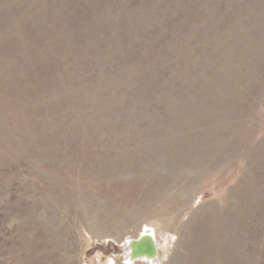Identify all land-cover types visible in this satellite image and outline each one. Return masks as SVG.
<instances>
[{"label": "rangeland", "instance_id": "rangeland-1", "mask_svg": "<svg viewBox=\"0 0 264 264\" xmlns=\"http://www.w3.org/2000/svg\"><path fill=\"white\" fill-rule=\"evenodd\" d=\"M146 228L131 264H264V0H0V264Z\"/></svg>", "mask_w": 264, "mask_h": 264}, {"label": "water", "instance_id": "water-1", "mask_svg": "<svg viewBox=\"0 0 264 264\" xmlns=\"http://www.w3.org/2000/svg\"><path fill=\"white\" fill-rule=\"evenodd\" d=\"M125 251L135 260L138 258V260H140L144 257H147V260H149V258L156 259L158 253L156 245L153 243L152 239L145 235H141L137 240L130 241L126 246Z\"/></svg>", "mask_w": 264, "mask_h": 264}, {"label": "bare ground", "instance_id": "bare-ground-1", "mask_svg": "<svg viewBox=\"0 0 264 264\" xmlns=\"http://www.w3.org/2000/svg\"><path fill=\"white\" fill-rule=\"evenodd\" d=\"M150 228V227H149ZM149 228H146V229H144L143 231H142V233H141V235H145V236H149V238H151L152 239V241H153V243L156 245V243H157V239H156V237H155V233H154V231H152L151 229H149ZM128 262L126 263V264H131V263H133L134 261H135V259L134 258H132L131 256H128ZM137 259V258H136ZM139 259V258H138ZM137 259V260H138ZM143 260H145V261H147V262H155V258L153 259V258H149V260H147V257H144V258H142ZM151 259V260H150Z\"/></svg>", "mask_w": 264, "mask_h": 264}]
</instances>
